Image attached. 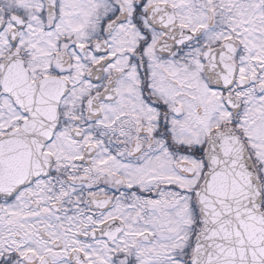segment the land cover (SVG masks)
I'll use <instances>...</instances> for the list:
<instances>
[{
  "label": "snow or ice",
  "instance_id": "snow-or-ice-1",
  "mask_svg": "<svg viewBox=\"0 0 264 264\" xmlns=\"http://www.w3.org/2000/svg\"><path fill=\"white\" fill-rule=\"evenodd\" d=\"M0 264H264V0H0Z\"/></svg>",
  "mask_w": 264,
  "mask_h": 264
}]
</instances>
